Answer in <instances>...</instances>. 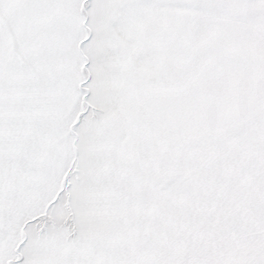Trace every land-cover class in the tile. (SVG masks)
<instances>
[{
	"label": "snow or ice",
	"instance_id": "snow-or-ice-1",
	"mask_svg": "<svg viewBox=\"0 0 264 264\" xmlns=\"http://www.w3.org/2000/svg\"><path fill=\"white\" fill-rule=\"evenodd\" d=\"M0 264H264V0H0Z\"/></svg>",
	"mask_w": 264,
	"mask_h": 264
}]
</instances>
